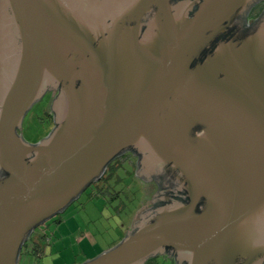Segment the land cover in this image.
I'll return each instance as SVG.
<instances>
[{"label":"water","instance_id":"obj_1","mask_svg":"<svg viewBox=\"0 0 264 264\" xmlns=\"http://www.w3.org/2000/svg\"><path fill=\"white\" fill-rule=\"evenodd\" d=\"M257 1L0 0V264L128 149L165 196L82 264L264 263ZM49 88L54 127L30 144L19 131Z\"/></svg>","mask_w":264,"mask_h":264},{"label":"rangeland","instance_id":"obj_2","mask_svg":"<svg viewBox=\"0 0 264 264\" xmlns=\"http://www.w3.org/2000/svg\"><path fill=\"white\" fill-rule=\"evenodd\" d=\"M43 103L36 102L24 117L19 133L26 142L36 143L53 128ZM130 173L131 168L125 166L116 172L118 182L115 176L108 180L107 192L97 196L83 192L62 213L48 219L44 255L35 258L23 253L17 264H82L115 246L133 215L147 210L153 193L151 186L144 193ZM99 185L104 186L103 182Z\"/></svg>","mask_w":264,"mask_h":264},{"label":"flooded vegetation","instance_id":"obj_3","mask_svg":"<svg viewBox=\"0 0 264 264\" xmlns=\"http://www.w3.org/2000/svg\"><path fill=\"white\" fill-rule=\"evenodd\" d=\"M263 7H264V0H259L248 9V11L246 12L244 16V22H246L247 26L252 25V23L256 20L258 14L260 13V11H262ZM195 8L196 7L194 6L193 10H195ZM58 93H59L58 89L49 88L48 90H46L43 97L39 100V101H44L43 104L45 108L47 109V114H49L50 119L52 121V127H54V121H55V113L53 112V104L58 96ZM30 144H35V143H30ZM121 159H124L123 162ZM113 161H117V163L120 162L121 164L119 165H122L121 169H123L125 166H128L132 169L133 176H135L142 184V190L144 193H145V187H148V186H151V191L153 192L150 195L151 199H150V203H149L147 210L139 214L137 211L133 215L130 222L126 226L124 233L122 234L124 237L126 234L132 232L135 229V227L138 225L143 215H145L147 212H150L151 210L156 208L155 205L158 204L160 200L164 198L165 190L161 187V183L157 178L155 179L154 177H151V176L144 177L141 174L142 169L139 166L140 158H138V156L134 153L133 150L128 149L118 154L115 157V159L113 158L104 168V171L100 179L92 183L84 192L89 193V194L96 192L98 183L101 180V178L103 177L106 178L107 173H110L109 166L112 164ZM49 231H50V226L48 225L47 221L39 225L38 227H36L33 231H31V233L28 235L27 239L25 240V242L22 244L20 248L19 257H21L23 253L25 255H28V254L34 255L33 250L36 248L37 249L39 248V250L41 249L40 251L44 252V247H45L44 244L48 243L47 236H48ZM156 256L166 257L168 258V260H173L175 264H186L184 260H180L177 255H175L174 253L168 250L160 254H157Z\"/></svg>","mask_w":264,"mask_h":264},{"label":"trees","instance_id":"obj_4","mask_svg":"<svg viewBox=\"0 0 264 264\" xmlns=\"http://www.w3.org/2000/svg\"><path fill=\"white\" fill-rule=\"evenodd\" d=\"M263 11H264V7H263L262 11H260V13L258 14L256 20L260 17V15L263 13ZM244 26H245V29L248 28V26L246 25V22H244ZM135 154L138 156L137 153H135ZM138 158H139V156H138ZM121 160L123 162L124 159H121ZM119 164H121V163L120 162L117 163V161H113L112 162V164L109 166L110 167L109 168L110 173H107L106 178L105 177L101 178V180L98 183V187L96 189V192L92 193V196H97L98 194L107 192L106 191L107 189L104 188V187H105L106 183L108 182V180L112 179L116 175V172L122 170L121 169L122 165H119ZM126 174H128V172ZM129 175L133 176L132 169H131V173ZM118 181H119V178L117 176H115V182H118ZM102 182H103L104 186L103 185H101V186L99 185ZM177 200H180V199L177 197ZM160 205H161V203L159 202L158 204L155 205V207H158ZM40 250H39V248L38 249L36 248V249L33 250L35 258H38L39 256L41 257L42 255H44L43 254L44 252L40 251ZM143 264H175V262L173 260H168V258H166V257L152 256V257H149Z\"/></svg>","mask_w":264,"mask_h":264}]
</instances>
